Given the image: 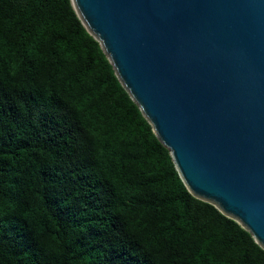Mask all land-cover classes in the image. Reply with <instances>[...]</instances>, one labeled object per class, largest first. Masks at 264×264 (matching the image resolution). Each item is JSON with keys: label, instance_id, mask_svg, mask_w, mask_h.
<instances>
[{"label": "trees", "instance_id": "trees-1", "mask_svg": "<svg viewBox=\"0 0 264 264\" xmlns=\"http://www.w3.org/2000/svg\"><path fill=\"white\" fill-rule=\"evenodd\" d=\"M0 264H264L189 192L71 0H0Z\"/></svg>", "mask_w": 264, "mask_h": 264}, {"label": "water", "instance_id": "water-1", "mask_svg": "<svg viewBox=\"0 0 264 264\" xmlns=\"http://www.w3.org/2000/svg\"><path fill=\"white\" fill-rule=\"evenodd\" d=\"M189 192L264 249V0H71Z\"/></svg>", "mask_w": 264, "mask_h": 264}]
</instances>
